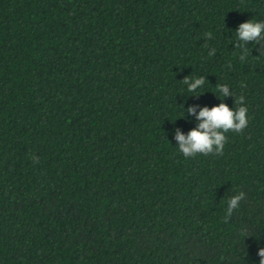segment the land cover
<instances>
[{"label": "trees", "instance_id": "trees-1", "mask_svg": "<svg viewBox=\"0 0 264 264\" xmlns=\"http://www.w3.org/2000/svg\"><path fill=\"white\" fill-rule=\"evenodd\" d=\"M251 19L264 0H0V264H260L264 43L235 47ZM219 84L247 127L185 158L175 133Z\"/></svg>", "mask_w": 264, "mask_h": 264}, {"label": "clouds", "instance_id": "clouds-1", "mask_svg": "<svg viewBox=\"0 0 264 264\" xmlns=\"http://www.w3.org/2000/svg\"><path fill=\"white\" fill-rule=\"evenodd\" d=\"M235 33L237 39L235 47L241 49L240 60L243 62L248 55L246 46L249 43H255L256 45L264 43V21H253L251 19L243 22ZM205 35L208 38L212 37L211 32ZM215 51L216 49L213 48V53ZM182 82L188 85V92L196 93L205 84V77L186 76ZM217 88L221 103L213 107L205 106L201 108L197 115L198 126L191 129L187 135L179 129L175 133V139L179 142V151L185 158L194 157L198 154L216 153L220 155L223 153L227 140L226 133L230 131L239 133L247 127V108L243 106L244 96L241 95L235 98V104L241 105L240 107L230 108L224 100L233 93H230L229 87L225 84H219ZM188 113L195 114L196 106L186 108V113L182 116L186 117ZM33 159L38 162L39 158L34 157ZM244 197L245 193L240 192L229 199L226 220L231 217L234 210L240 207V202ZM258 255L261 258L260 264H264V248L259 250Z\"/></svg>", "mask_w": 264, "mask_h": 264}]
</instances>
